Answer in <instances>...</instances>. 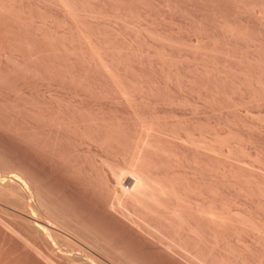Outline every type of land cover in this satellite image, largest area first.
Instances as JSON below:
<instances>
[{
	"label": "rangeland",
	"instance_id": "obj_1",
	"mask_svg": "<svg viewBox=\"0 0 264 264\" xmlns=\"http://www.w3.org/2000/svg\"><path fill=\"white\" fill-rule=\"evenodd\" d=\"M0 264H264V0H0Z\"/></svg>",
	"mask_w": 264,
	"mask_h": 264
},
{
	"label": "bare ground",
	"instance_id": "obj_2",
	"mask_svg": "<svg viewBox=\"0 0 264 264\" xmlns=\"http://www.w3.org/2000/svg\"><path fill=\"white\" fill-rule=\"evenodd\" d=\"M229 133H230V132H229ZM216 135H217V134H216ZM219 135H220V134H219ZM220 137H221V136H220ZM206 138H207V137H206ZM218 138H219V136H218ZM226 138H227V137H226ZM208 139H209V138H208ZM210 139H211V138H210ZM210 139H209V140H210ZM219 139H220V138H219ZM232 139H233V138H232ZM224 140H225V139H224ZM230 140H231V139H230ZM238 142H239V141H238ZM227 143H228V142H227ZM230 145H232V144H230ZM230 145H229V148H230ZM233 145H234V144H233ZM235 146H236V145H235ZM235 146H233V147L235 148ZM231 147H232V146H231ZM240 147H241V146H240ZM229 148H228V150H229ZM230 149H232V148H230ZM224 150H225V149H224ZM228 150H226V151L228 152ZM232 150H234V149H232ZM232 150H231V151L229 150V153H231ZM243 153H244V152H243ZM243 155H244V154H243ZM212 157H213V156H212ZM212 159H213V158H212ZM221 168H222V167H221ZM16 176L18 177V175H16ZM13 177H14V176H13ZM2 178H3V176H2ZM15 178H16V177H15ZM19 178H20V177H19ZM19 178H18L17 181L15 182L16 185H18V180H19ZM6 179H7V178H6ZM6 179H5V180H6ZM11 179H12V177L10 178V180H11ZM20 179H21V178H20ZM23 179H25V178H23ZM5 180H4V181H5ZM8 180H9V179H8ZM10 180H9L8 182H7V181H6V182H7V183H9V182H10V183H13V182H14V181L11 182ZM13 180H14V179H13ZM21 180H22V179H21ZM25 181H26V180H25ZM20 182H21V181H20ZM22 182H24V181L22 180ZM22 182H21V183H22ZM26 183H27V181H26ZM151 183H152V182H151ZM155 183H156V182H155ZM22 184L24 185L25 183H22ZM22 184H21V185H22ZM23 185H22V186H23ZM172 185H173V184H172ZM8 186H9V184H8ZM25 186H27V185H24V187H25ZM28 186H29V184H28ZM173 186H174V185H173ZM173 186H172V188H174ZM27 188H28V187H27ZM27 188H26V189H27ZM172 188H171V189H172ZM8 189H9V188H8ZM22 189H23V188H22ZM29 189H30V188H29ZM165 189H166V188H165ZM6 190H7V189H6ZM9 190L11 191V187H10ZM172 190H173V189H172ZM172 190H171V191H172ZM28 191H29V190H28ZM171 191H170V192H171ZM3 192H4V191H3ZM3 192H2V193H3ZM174 192H175V191H174ZM166 193H167V192H166ZM167 194H168V193H167ZM172 195H173V194H172ZM134 199H135V198H134ZM178 200H179V199H178ZM160 202H161V201H160ZM182 202H183V201H182ZM158 203H159V202H158ZM183 204H185V203H183ZM183 204H182V205H183ZM180 205H181V204H180ZM168 209H169V208H168ZM211 211H212V210H211ZM215 211H216V210H215ZM186 212H187V211H186ZM206 212H207V211H206ZM216 212H217V211H216ZM228 212H229V211H228ZM228 212H227V213H228ZM231 212H232V211H231ZM229 213H230V212H229ZM221 214H222V213H221ZM218 215H219V214H218ZM223 215H225V214L223 213ZM226 216H227V215H226ZM226 216H223V217H226ZM234 216H235V215H234ZM191 217H192V216H191ZM192 218H193V217H192ZM210 219H211V218H210ZM183 220H184V219H183ZM213 220H216V219L214 218ZM227 223H228V222H227ZM231 224H232V223H231ZM216 226H217V225H216ZM183 227H184V226H183ZM225 227H226V226H225ZM228 230H229V229H228ZM228 246H229V244H228ZM214 249H215V248H214ZM226 249H227V248H226ZM198 252H199V251H198ZM197 260H198V259H197Z\"/></svg>",
	"mask_w": 264,
	"mask_h": 264
}]
</instances>
